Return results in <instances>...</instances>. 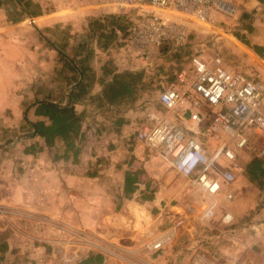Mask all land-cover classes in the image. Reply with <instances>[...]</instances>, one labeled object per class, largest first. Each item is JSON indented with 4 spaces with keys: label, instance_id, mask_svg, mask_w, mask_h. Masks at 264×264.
Returning a JSON list of instances; mask_svg holds the SVG:
<instances>
[{
    "label": "crops",
    "instance_id": "obj_1",
    "mask_svg": "<svg viewBox=\"0 0 264 264\" xmlns=\"http://www.w3.org/2000/svg\"><path fill=\"white\" fill-rule=\"evenodd\" d=\"M229 2L233 6L234 14H237L234 31L232 29L231 32H225L218 27H209L212 33L219 34L217 40L221 45V60L229 72H239L264 82V0H229ZM17 7L24 14L15 21L6 19L5 13L0 9V63L5 65L11 62L12 64L13 57L15 70L19 69V66L15 65L16 62L21 60L17 55L25 48L12 44L11 39L28 37L34 32L37 40V37L42 38L39 30L45 26L50 27L48 23L27 27L24 25L26 19L35 22L32 20L33 17L43 20L42 16L27 14L21 3L17 4ZM78 7L84 9V6ZM82 12L77 13V17ZM243 15L248 17L247 22L251 27L249 33L238 29ZM219 18L220 16L216 21ZM57 22L61 23L60 28H63L68 19L62 17ZM235 33L245 40L247 46L233 36ZM49 46L48 49L45 47V51L49 50L51 54L52 67H48L45 74L46 93L43 97L37 98L35 96L41 93L43 88L35 89L31 96V99L35 97V100L32 102L48 100L59 105L70 103L77 113L84 112L86 120L81 128L75 161H72L70 157L61 158L63 149L59 142L51 148H46L42 140L37 137L34 139L28 137L22 147L13 145V149L19 150L16 153L17 156L0 157V257L2 258L0 264H7L9 260L13 264L22 262L19 259L21 253L13 255L10 252V246L20 247L23 240L37 247L42 244L35 245L34 241L48 243L51 254L45 257H54V247L59 241L66 246L74 244L79 248L93 247V252L88 255H84V249L80 254L76 252L70 254V249H64L68 253L62 255L61 261L67 264H79L96 255L103 257L100 252L102 244L97 235L105 229L113 231L115 235L118 233L122 235V231L127 230L130 232V240L133 241H137L139 236L143 237L140 239V245L129 244L131 247L125 249L124 255H118L113 251L109 254L111 257H132V260L141 257L147 259L158 257V261L154 264H170L171 262L193 264L194 257H203L204 261L212 264L219 261L226 264L228 258L232 256L260 257L264 264V206L259 205L264 196L263 192L259 195L260 199L255 202V205L259 206L256 208L257 213L248 220L247 224L240 222L252 207V204L245 200V191L242 190L245 184L250 185L242 174L245 161L241 167L238 166L233 171L243 182V188L239 187L236 190L234 198L232 195V200L228 201L220 195L205 219L189 217L186 213L187 206L191 202L195 205L201 204L202 198L198 195L196 197L195 193L191 195L185 181L175 175L167 164H162L153 157L149 149L139 144L130 147L122 139H118L121 130L132 125L131 120L125 119L124 116L109 120L114 106L123 99L112 100L116 104L111 106L105 104L107 99L104 97L107 96V86L114 85V76L121 72V66L108 70L96 65L80 68L77 60L84 58L83 53L77 51L71 56L59 51L56 46ZM59 55L70 62L74 69L71 73L65 67L66 74L64 72L60 74L63 84L61 90L54 87L55 79L60 76L55 78L53 75L54 62L59 59ZM153 62L154 60L148 63L141 62L136 66L151 65ZM128 70L131 71V68ZM78 71L81 73V80H79ZM72 75L77 76L74 82L70 81ZM8 87L9 95L15 98L12 108L0 106V124H2L0 128L5 126L6 118H15L21 100L17 99L21 97L16 96L14 89L11 91L10 86ZM3 91L1 86L0 101L4 99ZM54 96L57 99H52ZM97 102L100 104L96 105ZM131 111L135 115L140 114L139 109L137 111L134 108ZM129 112L126 110L124 113ZM22 114L30 120L27 122L33 124L41 120L33 116L32 108H26ZM130 118L135 117L130 115ZM34 144L36 148L32 154L23 152V149ZM38 148L41 149L37 151ZM124 154L129 155V158L121 157ZM125 172L137 174L135 188L126 195L123 194ZM134 199L142 204L136 203ZM225 213L230 215V222L222 220ZM162 214L167 215L168 218L176 217L181 220L175 228L171 241L153 254L148 246L157 234L153 238L144 236L148 235V230L143 228L141 223L145 226ZM113 220L119 230L109 227V223ZM168 228H164L163 231ZM35 230L38 232L36 233ZM87 234L90 236L88 239L85 236ZM56 238L63 239L57 241ZM183 238H188L186 246L192 258L188 260L189 263L184 262L185 257L181 253L186 242ZM110 239L115 241L114 237L110 236ZM104 262L103 259L101 264Z\"/></svg>",
    "mask_w": 264,
    "mask_h": 264
},
{
    "label": "rangeland",
    "instance_id": "obj_2",
    "mask_svg": "<svg viewBox=\"0 0 264 264\" xmlns=\"http://www.w3.org/2000/svg\"><path fill=\"white\" fill-rule=\"evenodd\" d=\"M32 1L33 2L30 0H0V9L5 13L3 14L6 19L15 21L23 16L24 13H22L21 9L17 7V4L21 3L28 12L27 14H32L33 16L41 14L40 16H42L43 19L37 20L35 17H33L32 20L35 22L28 21V19H26L24 21V25L31 27L32 25L41 26L46 25L44 23H48L50 26H45L39 30L40 36L42 38L37 37V40L34 32H32L28 37L24 36L20 39H11L12 44L14 43L25 48L17 55L18 58L21 59L15 64L19 66V69L15 70L13 68V57L12 64L11 62L6 63L5 65L0 63V90L1 86L2 89H4V99H1L0 106H8L9 108L13 107L12 103L15 97L9 95V90H7L9 88L8 86H10L11 91L14 89L16 96L21 97H16L17 99L21 100L20 104L18 105L19 107H17L18 110L15 118H6L5 126L0 128V145L5 146H1L3 149L0 147L2 149H0V154L3 155H0V157L2 158H7L9 156L13 158L17 156L16 153L19 150L13 149V145H20L22 147L24 143H26V140L28 139L27 137H29L32 131V128L28 122L23 120L24 116L22 113L30 104L33 103L32 101L35 100V97H43L46 93V88L44 87L46 84L45 74L47 72V68L52 67V65H50L51 54L49 50L45 51V47H47V49L50 48L49 45L56 46L59 51H63L64 53H67L71 56L77 51L83 53L84 58L77 60V64L80 68H85L89 65L94 67V65H96L97 67H103L108 70L121 66L120 74H129L127 79L134 83L131 93L127 94L126 97L123 98V101L119 102L118 104L114 102L105 104L111 106L116 104L114 108L112 107V113L110 112V121L111 118L117 119L123 116L126 117L125 119L132 121V125L126 128L124 127V129H122L121 133L118 135V139H122V141L126 142L130 147H134L138 144L141 145L135 141L134 135L138 130L139 125L143 121L144 112L147 110L162 112L156 101L157 95L163 88L172 82L174 75L186 65L190 56H198L207 62L210 61L213 56H218L220 59L222 58L220 55L221 45L217 40V37L219 36L218 32H215L214 34L211 32V29L209 30V27H198L191 25L187 28V40L183 49L161 47L158 57L154 60L153 64H141L136 66V64L144 61H141L133 52H131L125 43L127 25L138 15L137 10L134 8L127 7L114 10L105 5L92 6L86 2L78 0ZM78 6H84V9H81ZM81 11L83 12L79 17H77V13ZM62 17L67 18L68 22L63 28H60L61 23H58L57 20ZM236 18V13L227 17L220 16L219 20L216 21L212 27H218L225 32H231L232 29L234 31ZM221 34L222 33H220V35ZM210 38H213V40H210ZM37 61H41V63H37ZM54 63L53 75L55 78H57L62 72L65 73L67 67L59 59ZM130 68L131 71L128 70ZM70 77L71 82L76 81L77 76L72 75ZM61 80V76L58 79H55V89L61 90L63 86ZM37 88H43L42 92L31 99L34 90ZM53 98L55 99L56 96L52 97V99ZM98 104L100 103L97 102L96 105ZM134 108H136L137 111L139 109L140 114L138 113V115H135L131 111ZM126 110L130 112L127 114L124 113ZM130 115H134L135 118H130ZM25 119L26 121H30L28 118ZM135 119L137 120L135 121ZM1 125L2 124H0V126ZM198 135V138H200L199 140L202 142L200 144L202 145V148L208 152L212 151L214 149V146L212 145L214 144V141H216V134H213L212 131L207 130L205 126V128L199 129ZM20 140L23 141L21 142ZM259 145L260 141L258 139L254 137L249 138L248 147L242 151L236 159L237 168L238 166L241 167V164L244 161L246 163L250 157H253L255 149L258 148ZM150 153H152L151 155L156 157L163 164L156 154H154L152 151H150ZM123 156H125L124 159H127L129 155L126 156L124 154L121 157ZM233 176L234 180L230 186V191L234 198V193L236 190L239 187L243 188V182L240 180V177H237L235 173H233ZM242 190L245 191V200L252 204L251 210H249L243 219L240 220L242 224H247L248 220L253 218V215L257 213L256 208L259 206L255 205V202L260 199V192H258L252 184H245ZM134 201L136 203L142 204V202L137 201L136 199H134ZM172 219L173 218H168L167 215L162 214L161 216L156 217L155 221L147 223L145 226L143 223H141L142 227L148 230V235L144 236L147 238H153L156 234L163 231L164 228H168L170 223H172ZM164 223H167L168 225H164ZM35 232L37 233L38 231L35 230ZM112 232L113 231H107L105 229L102 231V233H100V235H97L99 242L102 244V250L100 252L103 254V259L105 260L104 264H154L158 261V257H148V259L146 257H141L134 260H132V257H111L109 254H112L111 252L113 251L118 255H124L125 249L131 247L129 244L140 245V239L143 238L139 236L137 241H133L130 240V232L127 230L122 231V235L121 233L115 235L113 234L114 232ZM85 236L86 239L90 238L88 234ZM110 236L114 237V242L112 239H110ZM41 239L44 238L41 237ZM56 239L59 241L63 238ZM183 239L186 242L181 253L183 254V257H185L184 262L189 263L188 260L192 259L190 257L191 253L188 246H186L188 243L187 239ZM33 243L35 245L36 243L42 245L37 247L33 244H30L29 241L23 240L21 243L22 246L20 247L16 246L14 248L13 246H10V252L13 253V255L15 253H21V257L19 259H21L22 262H14L15 264H67L61 261L62 255H66L68 253L64 249H70V254H74L75 252L80 254L82 249H84V255H88L89 253L93 252V247L85 246L79 248L74 244L66 246L59 241V243L56 244L57 248L54 247V257H45L50 253V245L48 243L36 241ZM114 246L119 248L114 249ZM16 257L17 256H15V258ZM50 259H53L54 261H51ZM239 259L241 264H263L260 257H239ZM7 264L13 263L11 260H9ZM170 264H173V262ZM175 264H177V262H175ZM216 264L225 263L219 261Z\"/></svg>",
    "mask_w": 264,
    "mask_h": 264
},
{
    "label": "built area",
    "instance_id": "obj_3",
    "mask_svg": "<svg viewBox=\"0 0 264 264\" xmlns=\"http://www.w3.org/2000/svg\"><path fill=\"white\" fill-rule=\"evenodd\" d=\"M78 1L114 10H137L138 15L127 25L125 43L147 63L157 59L161 47L183 49L188 26L211 27L218 16L234 14L229 0ZM156 101L162 112L145 111L134 139L182 178L191 195L202 198L199 205L191 202L186 213L205 219L220 195L231 200L236 159L248 147L250 137L262 140L253 156L264 160V82L229 72L218 56L208 62L190 56ZM205 126L216 134L210 152L202 148L198 138L199 129ZM180 220L174 217L168 230L149 242L153 254L171 241ZM222 220L230 222L231 217L225 213ZM202 258L194 257L193 264H212ZM227 264L241 262L232 256Z\"/></svg>",
    "mask_w": 264,
    "mask_h": 264
},
{
    "label": "trees",
    "instance_id": "obj_4",
    "mask_svg": "<svg viewBox=\"0 0 264 264\" xmlns=\"http://www.w3.org/2000/svg\"><path fill=\"white\" fill-rule=\"evenodd\" d=\"M247 21L248 17L246 18L244 15L241 16L238 29L249 33L251 27ZM233 36L239 42L247 46V43L241 36H239V34L235 33ZM59 60L66 65L67 70L71 72L74 71L71 63L66 61L61 55H59ZM128 76L129 74L127 73H118L114 76V85H108L106 91L107 96H103L104 99H107L105 101L106 103H113L112 100L114 99L121 100L125 98L127 94L131 93L134 83L127 79ZM32 104L31 108L33 116L40 118L41 120L34 122L36 134L29 139H34L35 137L41 139L46 148H51L56 142H59L63 149L61 158L66 159L67 157H70L72 161H75L78 154V142L81 138V128L86 120L84 112L77 113L70 103L59 105L44 100ZM23 120L27 122L25 117H23ZM34 148H36L35 144L29 145L23 149V152L30 155L34 151ZM40 149L41 148H38L37 151ZM242 174L246 180L252 184L258 192H260V194L261 192L264 193V160L258 159L254 156L250 157L243 167ZM136 180V173L130 174L129 172H125L123 194L126 195L133 191L135 184L137 183ZM259 205L264 206V196ZM5 249L6 247L4 246V250ZM1 250H3V248ZM1 260L2 258L0 257V261ZM102 261L103 257L96 255L95 257H89L86 260L81 261L79 264H101Z\"/></svg>",
    "mask_w": 264,
    "mask_h": 264
},
{
    "label": "water",
    "instance_id": "obj_5",
    "mask_svg": "<svg viewBox=\"0 0 264 264\" xmlns=\"http://www.w3.org/2000/svg\"><path fill=\"white\" fill-rule=\"evenodd\" d=\"M29 19H30V18H29ZM30 20H31V19H30ZM78 75H79V80H81L82 76H81V73H80L79 71H78ZM32 105H33V104L29 105V106L27 107V109H29L30 107H32ZM28 124H29V125L31 126V128H32V131H31L29 137H34L35 134H36V127H35V125H34L33 123L28 122ZM109 227H110L111 229H113V230H119V227L116 225V223L114 222V220H113L112 222L109 223Z\"/></svg>",
    "mask_w": 264,
    "mask_h": 264
}]
</instances>
